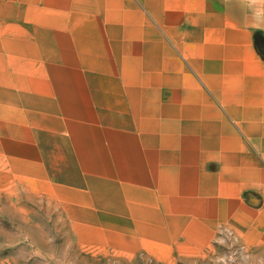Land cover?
Returning a JSON list of instances; mask_svg holds the SVG:
<instances>
[{
  "label": "crops",
  "instance_id": "crops-1",
  "mask_svg": "<svg viewBox=\"0 0 264 264\" xmlns=\"http://www.w3.org/2000/svg\"><path fill=\"white\" fill-rule=\"evenodd\" d=\"M2 113L116 233L264 240V0H0Z\"/></svg>",
  "mask_w": 264,
  "mask_h": 264
},
{
  "label": "rangeland",
  "instance_id": "rangeland-1",
  "mask_svg": "<svg viewBox=\"0 0 264 264\" xmlns=\"http://www.w3.org/2000/svg\"><path fill=\"white\" fill-rule=\"evenodd\" d=\"M10 115L0 120V264H264V240L235 226L155 247L116 233L105 211L79 208L80 194L20 160L37 154L21 142L26 114Z\"/></svg>",
  "mask_w": 264,
  "mask_h": 264
}]
</instances>
